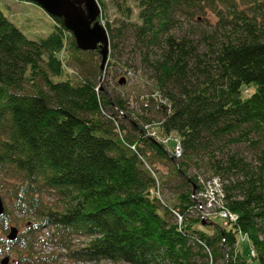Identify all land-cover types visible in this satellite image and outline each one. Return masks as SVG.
I'll use <instances>...</instances> for the list:
<instances>
[{"label":"trees","instance_id":"16d2710c","mask_svg":"<svg viewBox=\"0 0 264 264\" xmlns=\"http://www.w3.org/2000/svg\"><path fill=\"white\" fill-rule=\"evenodd\" d=\"M138 6V20L128 4L116 20L99 19L110 36L107 61L126 67L129 49L152 73L156 89L139 106L100 90L101 52L81 49L63 17L50 14L53 30L35 38L0 6V229L8 233L17 214L27 221L16 240L0 241V253L13 264H54L61 255L113 264H264V0ZM209 11L213 26H198ZM89 58L96 63L88 67ZM76 66L77 81L69 72L62 78ZM154 111L163 117L151 118ZM163 136L180 139V158ZM160 163L172 166L162 171ZM201 170L210 176L202 180ZM213 177L223 208L236 215L228 228L202 218L195 197ZM208 225L213 233L197 227ZM242 235L254 251L249 259ZM79 238L86 241L75 247ZM38 244L65 253H36Z\"/></svg>","mask_w":264,"mask_h":264},{"label":"rangeland","instance_id":"374dc122","mask_svg":"<svg viewBox=\"0 0 264 264\" xmlns=\"http://www.w3.org/2000/svg\"><path fill=\"white\" fill-rule=\"evenodd\" d=\"M99 4L101 6V12L99 16H102L103 19L106 21L107 19H110L111 21L116 20V18H119L125 11L123 8L126 4L131 6L132 10V16L131 18L133 20H138V0H98ZM0 6L2 9L19 25V27L26 32L31 37L39 38L41 36L48 35L55 26V19L40 5L33 1H21V0H0ZM125 14V13H124ZM211 21V23H210ZM215 21V17L212 14V12H207V16L205 17V20L203 21L200 19V23L198 26H207L212 27L213 23ZM185 29H189L187 22L185 23ZM196 30V29H195ZM129 47L126 46V49ZM129 49L126 50L124 55L122 56V63L126 61L127 65L126 67H122L120 64H110L111 61H107V64L105 65V68L102 73V77L99 79L101 82L100 90H105L110 93L111 96L120 94L124 96V98H130L134 105H141L142 100L141 98H144L146 95L150 94L153 89H156L155 86V80L152 78V73L149 69H146L143 65H141V57L140 55L134 56L131 55ZM87 62V63H86ZM98 62V61H97ZM131 62L134 64L131 66ZM96 62L92 59H87L85 61L86 66H90L92 64H95ZM100 63V60L98 64ZM87 68V67H86ZM70 73L71 77L74 81H77L80 76H82L81 73V67H70L67 72L63 75L62 78H66L68 75L67 73ZM121 77H126L123 82H120ZM58 79V78H56ZM116 110L119 111V113H122L123 116H127L124 111L119 109L116 106ZM151 118L155 119H161L163 115L161 113H155L150 112L149 115ZM151 129H148L147 134L152 135ZM172 137V136H170ZM175 137L173 136V141ZM171 145L172 143L169 142ZM175 144V143H174ZM169 145V151L172 154L173 147ZM132 149H135V145H133ZM160 167V170L167 171V169L172 165H162V163L158 164ZM168 167V168H167ZM199 171V170H198ZM204 170H201L199 173L202 180L208 178L210 174L202 173ZM189 175H193L197 173V170L194 168L189 169ZM202 173V174H201ZM205 185H208L209 192L214 195V198L210 199L208 202L206 200L202 199L203 197H200L199 207L202 212V216H205L206 219L213 220L218 226L226 227L227 222L222 218L221 211L218 209V207L221 204L220 198H221V191L222 187L219 185V183H215L213 181V178H210L205 182ZM164 198H166L165 192ZM197 197V196H195ZM202 204L203 206H200ZM204 212H203V210ZM226 211V210H224ZM227 212V211H226ZM18 220L15 217H12L13 221L10 223V226H16L19 229V232H23L26 228L27 221H23L21 219V215L17 214ZM204 218V217H202ZM204 218V219H205ZM229 224V223H228ZM229 226V225H228ZM228 226L226 228H228ZM199 228H203L204 231L208 233H213L214 229L211 225H208L207 228H204L203 226H197ZM9 233V231H8ZM8 233H3L2 229H0V241L7 237ZM46 231L43 230L41 235L45 237ZM86 241L85 238H79L74 240V246L79 247ZM240 242V250L243 253V255L247 256L249 259L252 255V249L250 252V243L249 239L247 237H244L242 235L239 239ZM1 247H3V243L0 242ZM36 253H43V254H60L63 252V250H59L56 247L50 245H42L38 244L35 246ZM65 253V252H63ZM8 255V254H7ZM6 256V254L0 253V264L2 259ZM11 257V255H10ZM10 264H13V260L11 257ZM54 264H113L110 261L102 260L100 263H92V262H84L82 260H71L68 259L65 255H61L57 261H55Z\"/></svg>","mask_w":264,"mask_h":264},{"label":"water","instance_id":"95a60500","mask_svg":"<svg viewBox=\"0 0 264 264\" xmlns=\"http://www.w3.org/2000/svg\"><path fill=\"white\" fill-rule=\"evenodd\" d=\"M49 14L63 17L66 27L73 33L78 46L84 50L99 49L102 55L101 69L105 68L109 51L110 36L105 25L100 21L101 6L98 0H34ZM122 78L120 82H123ZM5 211L3 199L0 196V215ZM18 229L11 227L8 238L15 240ZM5 257L1 264H8Z\"/></svg>","mask_w":264,"mask_h":264},{"label":"built area","instance_id":"2783aa9c","mask_svg":"<svg viewBox=\"0 0 264 264\" xmlns=\"http://www.w3.org/2000/svg\"><path fill=\"white\" fill-rule=\"evenodd\" d=\"M152 135H156L154 130L152 131ZM170 138H171L170 136L169 137H164L163 136L160 139L163 140L164 142H168ZM174 143L175 144H173L172 153L174 154V156L176 158H180L181 155H182V152H183L181 141H180V139L175 138L174 139ZM213 181H214V184L218 182L219 185H221V187H222L221 181H220V179L218 177H213ZM196 196L199 199L202 196L203 197L202 199L206 200V202H208L210 199L214 198V195L209 192L208 185H206L205 190L203 192H199ZM223 197H224V195H223V189H222L221 198H220L221 204L218 207V209H220L221 215H222L223 218L230 217L229 221H234L236 219V215L231 213V212H229V211H227V210H226L227 212L224 211L225 209L223 208V203H222ZM200 206H203V205L200 204ZM203 212H204V210H203ZM202 217H205V216H202ZM252 253L254 254V251H252Z\"/></svg>","mask_w":264,"mask_h":264},{"label":"bare ground","instance_id":"6f19581e","mask_svg":"<svg viewBox=\"0 0 264 264\" xmlns=\"http://www.w3.org/2000/svg\"><path fill=\"white\" fill-rule=\"evenodd\" d=\"M75 38V37H74ZM173 154V153H172ZM173 157L175 158V159H177L175 156H174V154H173ZM199 199V198H198ZM199 201H200V199H199ZM230 219V217H227V218H225V220H229Z\"/></svg>","mask_w":264,"mask_h":264}]
</instances>
